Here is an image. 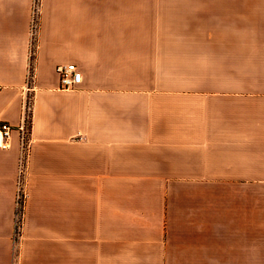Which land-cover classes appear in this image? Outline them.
I'll return each mask as SVG.
<instances>
[{
  "label": "crops",
  "instance_id": "obj_1",
  "mask_svg": "<svg viewBox=\"0 0 264 264\" xmlns=\"http://www.w3.org/2000/svg\"><path fill=\"white\" fill-rule=\"evenodd\" d=\"M32 3L0 0V121L14 126L0 147V264H250L264 0H39L33 39ZM68 63L81 79L64 90Z\"/></svg>",
  "mask_w": 264,
  "mask_h": 264
},
{
  "label": "built area",
  "instance_id": "obj_2",
  "mask_svg": "<svg viewBox=\"0 0 264 264\" xmlns=\"http://www.w3.org/2000/svg\"><path fill=\"white\" fill-rule=\"evenodd\" d=\"M38 9H39V0H33L32 10H31V20H30V36L33 37L36 34L38 29ZM33 56V49H30V60ZM56 73L59 79V88L60 89H72L76 84L80 82L81 73L77 69L76 65L73 63L57 65ZM32 78V64L30 61L28 72H27V81L28 84L31 83ZM30 99L27 98L25 103L24 116L20 120L19 125L16 128L19 131V139H20V157L18 159V177L16 182V210L14 215V239L18 238L20 227H21V219H22V209L24 199L26 197V192L24 189V175L26 162L29 153L30 140H29V128H30ZM14 126L6 121H0V147L6 148L8 147V142L10 139L11 131ZM16 264V260L14 259V255L12 256V263Z\"/></svg>",
  "mask_w": 264,
  "mask_h": 264
},
{
  "label": "rangeland",
  "instance_id": "obj_3",
  "mask_svg": "<svg viewBox=\"0 0 264 264\" xmlns=\"http://www.w3.org/2000/svg\"><path fill=\"white\" fill-rule=\"evenodd\" d=\"M256 220V227H251L250 229L244 226L241 227L242 235L240 245L241 247L245 246V250L250 257V264H264V192L258 193ZM248 234L251 235L249 236ZM245 250L242 249L241 254H243ZM243 261L244 260L241 259V263ZM248 262L249 260L247 258V261L242 264H249Z\"/></svg>",
  "mask_w": 264,
  "mask_h": 264
},
{
  "label": "trees",
  "instance_id": "obj_4",
  "mask_svg": "<svg viewBox=\"0 0 264 264\" xmlns=\"http://www.w3.org/2000/svg\"><path fill=\"white\" fill-rule=\"evenodd\" d=\"M30 122V121H29Z\"/></svg>",
  "mask_w": 264,
  "mask_h": 264
}]
</instances>
